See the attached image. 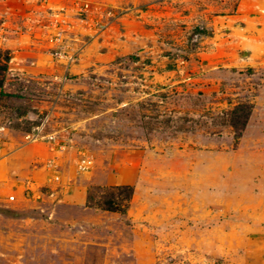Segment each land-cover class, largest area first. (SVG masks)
<instances>
[{
  "label": "rangeland",
  "instance_id": "obj_1",
  "mask_svg": "<svg viewBox=\"0 0 264 264\" xmlns=\"http://www.w3.org/2000/svg\"><path fill=\"white\" fill-rule=\"evenodd\" d=\"M2 77L0 264H264V0H0Z\"/></svg>",
  "mask_w": 264,
  "mask_h": 264
},
{
  "label": "built area",
  "instance_id": "obj_2",
  "mask_svg": "<svg viewBox=\"0 0 264 264\" xmlns=\"http://www.w3.org/2000/svg\"><path fill=\"white\" fill-rule=\"evenodd\" d=\"M61 31H58L55 38H56V41H60L61 40ZM53 41V39H52ZM56 55L57 56H63L64 55V52L62 49L60 50H57L56 52ZM27 139H29L30 141H38L40 139H45V142H47L48 146H49V149L53 152H60L61 150H63L65 148L64 145L60 144V142H58L56 140V138L53 136V135H50V136H41L39 134H28L26 136ZM47 139V140H46ZM57 161V157H54V158H51L49 160V166L51 167H56L58 166V163L56 162ZM92 163V160L89 158V157H86V156H83L82 158H80L77 162V165L79 167V169H84V168H87L90 164ZM55 178L57 180L60 179V174L59 175H56ZM41 196V195H39Z\"/></svg>",
  "mask_w": 264,
  "mask_h": 264
},
{
  "label": "crops",
  "instance_id": "obj_3",
  "mask_svg": "<svg viewBox=\"0 0 264 264\" xmlns=\"http://www.w3.org/2000/svg\"><path fill=\"white\" fill-rule=\"evenodd\" d=\"M46 146H47V150L48 151H50V149H49V146H48V144H45ZM34 148V150H35V152L38 154V157H42L43 156V154H44V150L45 149H43L42 148V146H38V144H35V146L33 147ZM9 156H10V159L12 160V158L17 154V152H13L12 151V153H11V151H9ZM54 157H57V158H59V154H58V152H56V153H54V152H50L49 153V159L50 158H54ZM14 165V164H13ZM32 171V170H31ZM34 171V170H33ZM10 198H11V200H14L15 199V197L14 196H10Z\"/></svg>",
  "mask_w": 264,
  "mask_h": 264
},
{
  "label": "trees",
  "instance_id": "obj_4",
  "mask_svg": "<svg viewBox=\"0 0 264 264\" xmlns=\"http://www.w3.org/2000/svg\"><path fill=\"white\" fill-rule=\"evenodd\" d=\"M4 55H5V64L4 65H2V68H1V70H2V73H3V71H7L8 70V63H9V61L11 60V53L8 51V50H5L4 51ZM3 84H4V78L2 77L1 79H0V89H1V93H3ZM106 209L108 210H114V209H116L115 208V206L112 204V203H109L108 204V206L106 207Z\"/></svg>",
  "mask_w": 264,
  "mask_h": 264
}]
</instances>
